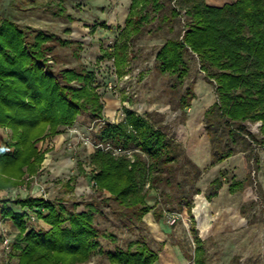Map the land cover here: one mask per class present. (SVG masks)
Wrapping results in <instances>:
<instances>
[{
  "label": "trees",
  "instance_id": "obj_1",
  "mask_svg": "<svg viewBox=\"0 0 264 264\" xmlns=\"http://www.w3.org/2000/svg\"><path fill=\"white\" fill-rule=\"evenodd\" d=\"M149 5L170 29L180 13L175 7L166 10L160 0L130 1L124 27L113 48L103 55L113 60L118 77L126 74L129 49L148 19ZM62 12L61 7L58 13ZM185 15L183 33L166 39L158 49L156 68L162 74L183 80L188 74L185 56L192 54L197 57L205 78L214 82L215 101L204 112L202 121L210 143V164L215 165L237 149L245 152L253 143L264 144V0H235L221 6L194 0ZM53 42L69 43L41 30L28 32L8 18L0 21V128L9 130L5 147L0 148V189L19 186L25 176L28 180L35 176L44 157L37 143L60 134L62 128L73 126L81 113H88L98 127L90 155L94 166L91 179L96 190L109 193L107 199L114 202L121 216L137 229H145L143 218L148 212L156 220L162 215L155 204L149 206L146 202L143 185L147 182L148 188L159 185L168 188L166 200H174L178 212L185 203L194 235L192 254L181 241L176 240L174 245L182 249L192 264H206L205 242L198 236L191 216L190 198L199 189L193 188L189 194L183 190V182L194 183L200 169L185 156L178 142L154 126L149 114L142 116L124 109L120 122L105 120L101 97L93 86L95 73L81 63L54 76L52 66L47 63ZM194 98L190 84L179 98V108L182 111L189 108ZM245 122H260L261 141L246 129ZM131 148L135 149L132 160L126 154H113V150L129 152ZM184 169L187 173L180 181L176 180V174ZM78 174H84L81 166ZM75 179L72 176L67 182ZM208 187L205 198L210 201L221 187L220 176ZM243 188L244 184L237 180L228 185L230 193ZM9 202L30 209L42 208L44 212L35 213L49 229L27 230L23 221L27 214L14 213L7 206ZM85 207L76 211L75 204L68 212L43 198L0 199L1 217L11 219L18 229L11 244L16 264H85L94 253L103 254L109 264L156 262L157 250L142 236L131 240L125 248L102 251L99 239H110L113 234L96 228L97 209L90 204ZM200 231L203 235L207 233Z\"/></svg>",
  "mask_w": 264,
  "mask_h": 264
},
{
  "label": "rangeland",
  "instance_id": "obj_2",
  "mask_svg": "<svg viewBox=\"0 0 264 264\" xmlns=\"http://www.w3.org/2000/svg\"><path fill=\"white\" fill-rule=\"evenodd\" d=\"M130 1L0 0V21L8 18L28 32L41 30L69 42L64 45L51 43L52 53L47 56V63L52 66L51 71L56 77L60 70L76 67L79 63L93 71V86L101 97L105 120L120 122L124 109L142 116L149 114L156 128L180 144L185 156L200 169L199 178L194 183L188 180L183 182V190L189 194L193 188L199 189V193L190 198L191 216L196 219L198 236L205 242L206 264H264V144L253 143L245 152L237 149L228 158L211 165L210 143L202 119L204 112L215 101L214 82L205 78L199 69L197 57L192 54L185 56L188 74L183 80L162 74L156 68L158 49L166 39L183 33L185 10L191 7L194 0H160L166 10L175 7L180 12L172 21V29L148 6V19L139 38L133 41L129 49L126 74L118 77L113 60L103 55L110 52L124 27ZM202 1L207 4L212 2ZM215 1L228 3L235 0ZM61 7L63 12L59 14ZM102 24L105 26L101 27ZM190 84L195 98L190 101L189 108L182 111L178 106L179 98ZM244 125L258 141L262 140L260 122H245ZM97 128L88 113H81L73 126L62 128L60 134L38 142L37 147L44 152L38 173L30 180L25 176L21 186L7 191L0 189V199L36 196L68 212L75 204L76 211H83L85 205L90 204L97 209L94 214L96 228L113 234L110 239H99L102 251L125 248L131 240L140 236L152 246V236L156 238L157 235L148 228L151 212L143 218L146 228L137 229L129 219L121 216L114 202L107 199L109 193L99 192L94 186L91 179L94 166L90 163V155L94 150V132ZM8 134V129H0V148L5 147ZM133 151L135 149L131 148L123 154L132 160ZM255 159H258L257 165ZM79 166L84 171L83 175L78 174ZM185 173L187 169L178 172L176 180L180 181ZM72 176H76L75 181L68 183ZM217 176L221 178V187L217 195L208 201L205 194L210 182ZM232 180L242 182L244 188L230 193L228 185ZM148 186L145 182L142 192H147L146 202L149 206L155 204L156 210H161L160 221L164 230L174 235V241H181L188 253L192 254L194 235L190 231V215L185 203L179 212L182 214L180 220L168 226L165 214L178 213L177 204L174 200H166L165 195L169 190L165 186ZM202 198L207 205L203 204ZM38 212L44 210L39 208ZM34 217L33 214L30 216L28 226L38 230L39 223ZM152 225L156 226L154 223ZM42 228L49 229V226ZM200 229L207 233L203 235ZM155 230L161 236L158 229ZM8 235H12L11 232L0 229V264L17 263V256L11 247L7 253L2 246V239ZM177 247L178 254L184 257L182 249ZM183 259L187 264H192L188 258ZM85 264L109 262L103 254L94 253Z\"/></svg>",
  "mask_w": 264,
  "mask_h": 264
},
{
  "label": "crops",
  "instance_id": "obj_3",
  "mask_svg": "<svg viewBox=\"0 0 264 264\" xmlns=\"http://www.w3.org/2000/svg\"><path fill=\"white\" fill-rule=\"evenodd\" d=\"M211 1L212 2L209 1L208 5L221 6V5H223L225 3V2H222V3L219 2V3H217L215 0H211ZM21 185H19V186H21ZM16 187H18V186H16ZM16 187H11V188H16ZM11 188L6 189L5 191H7V190H9ZM0 191H2V190H0ZM27 197H30V198H39V197H36V196H24L23 198H27ZM17 198H19V197H17ZM11 200H13V199H11ZM7 206L14 213L22 214V213L25 212L27 214L26 218L23 219V221L26 223L27 230L34 229L33 227L28 226V223L30 222V216H32V214L35 216L34 217V220L35 219L38 220L37 221L39 223L38 229H45V228H42V227L43 226H48L45 222H43L41 219H39L37 217V215H36L35 212L39 208H32V209H30L27 206H24L23 207V206H20V205H17V204H13L12 202H9L7 204ZM151 218L152 219H150V221L148 220V223L146 222L148 224V228L150 229V231L152 233L155 232L156 235H157V237L160 238V239H158L157 237L155 238V237L152 236V238L154 240H153V243H152V246L151 247L152 248H155V250H157V252H158V258H157V260H156V262L154 264H187L186 260L183 259L184 257L181 256L180 254H178V249L179 248L176 245H174L175 236L172 235L171 233L167 232L166 230H164L163 225L161 224V221H160L161 218L156 220L154 218V216L152 215V213H151ZM194 220H196V219H194ZM153 223L156 226L152 225ZM0 229L2 231L5 230V231L11 232L12 235H8L7 236V237H9V239L11 241L10 242V247H11V244L13 242V239H14L15 235L18 233L17 227L14 225V223L12 222L11 219H9V218H2L1 215H0ZM155 229H158V231L160 232L161 236L158 235L157 230H155ZM160 245H162V247H159ZM10 251L11 250H9V252Z\"/></svg>",
  "mask_w": 264,
  "mask_h": 264
},
{
  "label": "built area",
  "instance_id": "obj_4",
  "mask_svg": "<svg viewBox=\"0 0 264 264\" xmlns=\"http://www.w3.org/2000/svg\"><path fill=\"white\" fill-rule=\"evenodd\" d=\"M106 150L109 149L108 147L105 148ZM113 154L114 155H120V154H123V152H120L119 150H113ZM182 214L181 213H176V212H167L165 214V223L168 225V226H173L175 225L181 218ZM32 218V217H31ZM4 237V236H3ZM10 239L9 237L5 236L3 239H2V246L4 248V250L8 253L9 250H10Z\"/></svg>",
  "mask_w": 264,
  "mask_h": 264
}]
</instances>
